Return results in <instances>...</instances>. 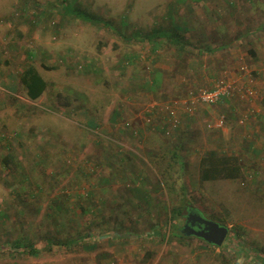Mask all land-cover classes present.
I'll return each instance as SVG.
<instances>
[{
    "label": "rangeland",
    "instance_id": "rangeland-1",
    "mask_svg": "<svg viewBox=\"0 0 264 264\" xmlns=\"http://www.w3.org/2000/svg\"><path fill=\"white\" fill-rule=\"evenodd\" d=\"M178 1L0 0V264H100L105 259L97 252L135 248L137 261L144 264L168 252H177L179 264H264V179L200 178L201 159L213 148L229 146L223 128L215 126L218 118L224 115L227 127L250 116L230 121L222 105L245 107L256 96L208 105L207 115L205 104L197 103L193 115L181 112L182 125L170 136L154 130L148 136L152 144L129 130V115L144 113L153 103L178 102L190 90L212 87L217 78L254 81L255 63L245 55L252 36L261 41L263 60L256 67L264 76V0L257 3L260 21L247 0H238L236 8H228L225 0ZM68 5L99 21L74 17ZM228 9L248 18V28L259 26L258 31L226 51L202 54L193 41L218 45L208 25L215 18L224 20ZM185 19L197 31L182 28L184 45L161 37L154 51L146 34L134 35L178 30ZM236 20L225 28L226 43L242 36L235 34ZM194 59L206 62V74L185 69ZM129 60L136 65H128ZM173 61L161 85L150 89L145 78L137 79L146 72L142 68ZM29 66L48 83L36 100L28 97L21 80ZM133 96L135 104H129ZM80 107L90 118L100 114L103 122L87 133L76 128L71 143L67 124ZM161 121L156 116L155 125ZM184 200L229 227L221 246L182 233L183 216L176 209Z\"/></svg>",
    "mask_w": 264,
    "mask_h": 264
},
{
    "label": "crops",
    "instance_id": "crops-1",
    "mask_svg": "<svg viewBox=\"0 0 264 264\" xmlns=\"http://www.w3.org/2000/svg\"><path fill=\"white\" fill-rule=\"evenodd\" d=\"M178 2L183 3L184 0H179ZM246 2L247 3L249 2L250 4L252 3V8L256 6L255 7L256 19H258L257 21H260V18H262V15L260 14L258 15V13L261 12V9L259 8L257 3H261L262 1L261 0H247ZM238 3H239L238 0H234V1L225 0V5H228V8L230 6L232 7L234 6V8H236L238 6ZM165 13L166 12H164V14ZM224 13L226 14L225 16H227L226 18L224 16V20L223 19L217 20L215 17H212L213 19L214 18L215 19L214 21L210 23V25H208V27H210L209 32L213 34L212 40H215V42L216 41L220 42L218 45L214 44V45L207 47L205 45L201 46V43H199L197 39H196V42L193 41L195 49H198V51L199 49H201L202 54L208 55V54H211L219 50L226 51L230 49V46H232L233 43H242L240 42V39L244 37L243 35L256 33V31H258L259 29V26L248 28L249 27V23L247 20L248 18H246L245 16L239 17L236 15L234 11H231L229 9L228 11L224 10ZM169 14L170 13H166V15H169ZM174 17L176 16L171 17L173 21H175ZM166 18H168V16H166ZM232 18L240 19V21L239 20L235 21L236 23V26H235L236 33L235 34H237V32H240L242 36H238L235 39L233 38L226 43L223 40V38H225L224 31L226 27L230 26ZM245 21L246 23H243ZM189 23L190 22H188L185 19L182 21V23L179 21V24L176 25V28L178 30L168 31L167 29L163 30L162 28H160L159 30L156 31V29H150V31L147 33L144 31H140V32L137 31L136 33H134V35L140 36L142 34H146L143 37H147L146 39L149 40V42L153 44L154 51L157 47H159L163 43V40L161 37H167L169 39L173 37L174 40L177 39L182 42V45H184V42H183L184 38L183 37L181 38V34L184 35L185 33L184 31H182V28L184 30L191 31L192 34H195V32L197 31V29H195V26ZM186 25H190V26L186 28ZM243 28H246L245 31H243ZM159 38L161 39L157 40ZM212 40L209 39V41H207L206 43L210 44L212 43ZM245 45H247V47H245V50H247L245 52L246 59L249 60L251 64L252 62L255 63L254 74L255 76H257V78L254 81L253 79L252 81H250V79H245V83L253 82V85L256 86L258 93L252 101L247 102L245 104L243 103L245 107H241L239 105L237 106L234 104V102H227L228 104L224 103L222 105L223 107L221 106L225 114H228V116L230 115V121H237V119L239 118L238 116H240L241 114H243V116H245V114L246 115L249 114L250 116L247 115V117L242 118V122H244L243 123L244 125L243 124H240V125L228 124L227 127L223 128L224 134L226 136L225 143L229 144V146L227 147V150L217 149L216 147V148H213L212 151L215 153H218L219 155H235L236 157H238L239 163L241 165V177L242 178H244L245 175H248L249 177H252L254 175L256 177L260 176L262 179H264V76L261 75L260 70L258 71L259 67H256V64L258 63V61H260V59L263 60V58H260L261 54L263 53V48L261 45V41L257 37H254V36L251 37L250 43H245ZM127 48L129 49L128 45H127ZM240 49L242 50V47ZM248 55H250V57ZM125 57H128L127 53L125 54ZM127 64L136 65L132 63V60H129ZM174 64H175L174 61H173V64L171 63L170 65L169 63L167 65L166 63L165 64L156 63L153 69L152 68L150 69L149 66H146L149 70L147 71L146 69L142 68V70H145L146 72H144V75H142L143 74L142 72H141L142 74L141 73L138 74L137 79L141 81L143 78H145L146 82L150 86L149 88L152 89L153 86L155 87L156 85H161L163 82L166 81V77L168 75L166 74L165 69L167 67L168 68L172 67L173 69V66H175ZM186 66L187 67L185 69H188L190 71H192L193 69L194 71H196L195 69H197L198 71L204 72L206 74V71L203 69V66L207 67V64L202 59L201 60L194 59V61H190ZM133 72H135V69L133 70ZM167 78H169V76ZM239 78L242 79L241 75L239 76ZM14 86H15L14 83H11L10 88L12 89V91L14 90ZM134 98L135 96H133L132 100L130 102L128 101V103L135 104V102H132ZM202 106L204 107V110L207 111L206 115L211 114L210 113L211 111H209L210 106L208 105L207 106L202 105ZM120 108H121V114H124L125 113L124 107H120ZM70 112H72L71 109H70ZM117 113H120L119 109L117 110ZM76 114H77L76 119L73 120L69 118L70 125L67 124L68 129H69V134H67L66 139L71 140V143H73L72 140L75 139L76 137V134H75L76 128L81 131L80 134L87 133V132H91L90 130H94L98 126L102 125V122H103L101 121L100 114L95 113L93 117L90 118L86 115L85 111L81 107L79 108L78 111H76ZM130 119L132 121V124L129 130L131 131L134 130V133L137 134L139 138H142V143L149 142L150 144H152L151 143L152 141L148 139L149 138L148 136L152 135L154 130L163 131L158 126L152 127V126L146 125L144 122L143 112L142 113L140 112L137 114L133 111V113L129 115V120ZM240 122H241V119H240ZM112 124L115 125V123H112ZM107 126L112 127L111 124H108ZM102 129H104L105 131L104 126ZM79 139L81 140L80 141L81 144L85 142L83 137L79 136ZM141 144L140 146H143V144L142 145ZM212 151H209V152H212ZM121 160H123V158ZM195 210L199 211V209H195ZM137 252H138L137 248L125 250V252L119 251V250L118 251L111 250L110 253L101 252L98 254L97 252L96 256L105 259V260H102L100 264H144L142 260L141 261L139 260V262L137 261V257H136ZM178 262L179 261H178L177 252L175 254H173L172 252H168L167 255H165L163 258H160V256L159 257L157 256L156 258L145 262V264H179Z\"/></svg>",
    "mask_w": 264,
    "mask_h": 264
},
{
    "label": "built area",
    "instance_id": "built-area-1",
    "mask_svg": "<svg viewBox=\"0 0 264 264\" xmlns=\"http://www.w3.org/2000/svg\"><path fill=\"white\" fill-rule=\"evenodd\" d=\"M249 72L250 71L247 72V76L252 77V72ZM251 83L252 82L237 84L236 81L231 82L226 79V77L217 78L214 80L212 87L190 90L187 97L180 99L178 102H172L170 104L153 103L146 107L144 110L145 123L156 126V116L162 117L163 121H161L162 125H160V128L165 135L170 136L175 130L180 129V126L182 125L181 112L193 115L196 111L197 103L216 105L235 97H254L258 92L256 87ZM181 107L183 111H179V108L181 109ZM225 123L226 118L224 115H221L215 122V126L218 128H224Z\"/></svg>",
    "mask_w": 264,
    "mask_h": 264
},
{
    "label": "trees",
    "instance_id": "trees-1",
    "mask_svg": "<svg viewBox=\"0 0 264 264\" xmlns=\"http://www.w3.org/2000/svg\"><path fill=\"white\" fill-rule=\"evenodd\" d=\"M66 9L69 13L73 14L74 17L83 19L84 21L91 23L99 21V18L96 15L84 10H80L73 5L66 6ZM199 51L201 52V49H199ZM21 80L26 88L28 97L32 100L40 98L48 87L46 79L36 70L34 66H29L23 72ZM240 177L241 165L239 163L238 157L235 155H219L218 153L212 151L207 153L201 159L200 178L203 181L238 179ZM189 207L190 201L184 200L180 207H177L176 209L177 215L184 216L185 210H187V208L189 209ZM33 253H36V249L33 251Z\"/></svg>",
    "mask_w": 264,
    "mask_h": 264
},
{
    "label": "water",
    "instance_id": "water-1",
    "mask_svg": "<svg viewBox=\"0 0 264 264\" xmlns=\"http://www.w3.org/2000/svg\"><path fill=\"white\" fill-rule=\"evenodd\" d=\"M198 220L201 222L198 225V230L190 225L189 222H187L184 229L182 230V233L192 236V233L187 230V228H189L195 233L197 237H201L210 244L221 246L228 236L229 227L221 225L219 222L205 218L201 215L198 216ZM194 224L195 223H193V225Z\"/></svg>",
    "mask_w": 264,
    "mask_h": 264
},
{
    "label": "flooded vegetation",
    "instance_id": "flooded-vegetation-1",
    "mask_svg": "<svg viewBox=\"0 0 264 264\" xmlns=\"http://www.w3.org/2000/svg\"><path fill=\"white\" fill-rule=\"evenodd\" d=\"M201 215V211H197L193 208H190L189 209L187 208V210H185V215L183 216V223H182V228H181V231L184 229L185 225L187 224V222H189L190 225H192L195 229L198 230V225L201 223L199 220H198V216ZM203 217L206 218L205 215H201ZM193 223H195L193 225ZM187 230L192 233L191 235L194 236L195 233L187 228ZM196 236V235H195ZM201 238V237H200Z\"/></svg>",
    "mask_w": 264,
    "mask_h": 264
}]
</instances>
